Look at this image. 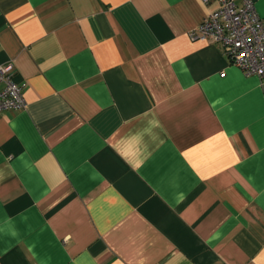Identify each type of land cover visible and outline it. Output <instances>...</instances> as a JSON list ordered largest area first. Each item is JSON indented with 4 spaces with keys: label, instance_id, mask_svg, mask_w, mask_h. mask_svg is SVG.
<instances>
[{
    "label": "crops",
    "instance_id": "1",
    "mask_svg": "<svg viewBox=\"0 0 264 264\" xmlns=\"http://www.w3.org/2000/svg\"><path fill=\"white\" fill-rule=\"evenodd\" d=\"M216 1L0 0V264H264V77L188 36Z\"/></svg>",
    "mask_w": 264,
    "mask_h": 264
},
{
    "label": "built area",
    "instance_id": "2",
    "mask_svg": "<svg viewBox=\"0 0 264 264\" xmlns=\"http://www.w3.org/2000/svg\"><path fill=\"white\" fill-rule=\"evenodd\" d=\"M188 36L220 43L228 60L245 75L264 77V22L253 0H217ZM14 71L12 62L0 64V114L25 105L24 84L15 81Z\"/></svg>",
    "mask_w": 264,
    "mask_h": 264
}]
</instances>
